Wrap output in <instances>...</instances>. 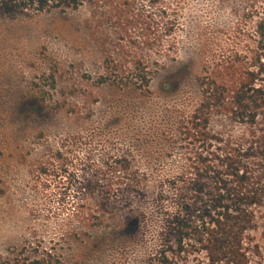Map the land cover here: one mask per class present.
Wrapping results in <instances>:
<instances>
[{
  "label": "rangeland",
  "instance_id": "rangeland-1",
  "mask_svg": "<svg viewBox=\"0 0 264 264\" xmlns=\"http://www.w3.org/2000/svg\"><path fill=\"white\" fill-rule=\"evenodd\" d=\"M118 2L126 4L104 17L0 10V264H147L151 237L86 216L95 205L66 187L90 154L100 168L105 155L135 157L141 141L153 144L155 126L198 100L204 47L231 44L238 27L251 28L243 13L264 9V0ZM160 10L177 23L168 34ZM137 11L159 25L150 49L137 48L136 29L125 25L124 14ZM142 50L152 69L159 63L148 92L127 85ZM257 241L264 264V237Z\"/></svg>",
  "mask_w": 264,
  "mask_h": 264
},
{
  "label": "trees",
  "instance_id": "trees-1",
  "mask_svg": "<svg viewBox=\"0 0 264 264\" xmlns=\"http://www.w3.org/2000/svg\"><path fill=\"white\" fill-rule=\"evenodd\" d=\"M125 4L0 0V10L42 15L87 8L104 17ZM164 11L158 16L168 34L177 23L163 20ZM124 15L125 25L136 29L137 48L150 49L159 41V25L150 13ZM243 16L250 29L238 27L232 43L218 50L204 47L207 57L196 78L199 97L194 106L155 126L153 144L141 141L139 156L105 155L96 168L90 154L66 187L77 200L86 195L95 205L96 212L84 211L86 216L110 217L126 237H151L147 264H261L257 235L264 237V9L252 5ZM143 55L142 50L126 70L127 85L148 92L159 63L152 69ZM167 83L172 88L177 82Z\"/></svg>",
  "mask_w": 264,
  "mask_h": 264
}]
</instances>
